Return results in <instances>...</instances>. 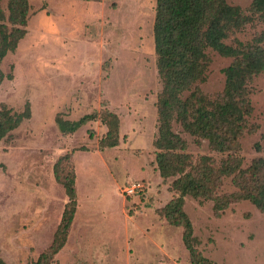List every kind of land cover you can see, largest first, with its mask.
I'll return each mask as SVG.
<instances>
[{"label":"rangeland","instance_id":"374dc122","mask_svg":"<svg viewBox=\"0 0 264 264\" xmlns=\"http://www.w3.org/2000/svg\"><path fill=\"white\" fill-rule=\"evenodd\" d=\"M28 1L27 34L2 62L12 78L0 86V109L22 113L29 104L31 118L0 142V257L5 264H35L52 246L69 204L55 167L70 155L59 173L75 172L77 211L55 264H192L183 228L161 216L176 196V178L164 181L155 163L164 89L154 40L157 0ZM253 1L228 0L251 22L227 44L259 42L264 49V17L252 15ZM9 3L0 0V22L8 25ZM208 56L204 80L193 88L215 100L227 89L225 70L235 59L214 50ZM247 95L252 110L239 139L243 169L264 157L258 150L264 148V72L248 81ZM106 112L118 117L116 148H103L109 127L100 117L71 134L57 122ZM173 131L194 162L204 155L217 165L227 159L181 123L174 121ZM233 178H223L220 196L238 192ZM214 205L186 198L198 251L214 264H264V213L241 201L217 217Z\"/></svg>","mask_w":264,"mask_h":264},{"label":"trees","instance_id":"16d2710c","mask_svg":"<svg viewBox=\"0 0 264 264\" xmlns=\"http://www.w3.org/2000/svg\"><path fill=\"white\" fill-rule=\"evenodd\" d=\"M9 2V25L0 22V86L7 78H12L5 75L2 62L25 38L30 10L28 0ZM250 12L264 17V0H254ZM244 15L240 7L230 5L228 0H157L154 40L158 73L164 89L158 102L159 135L155 141V163L164 181L176 178L171 188L176 196L161 211V216L169 225L183 228V242L192 264L214 263L196 247L193 224L185 211L187 197L214 201L217 217L231 204L241 201L251 202L264 213V157L255 159L248 169H243L239 143L246 131L245 119L252 110L247 99V83L264 72V49L259 42L227 44L237 30L251 22L250 17ZM210 50L235 59L225 70L227 89L215 100L205 99L198 88H193L204 80ZM186 92L191 94L184 97ZM99 117L109 127L103 148L118 147L120 132L115 114L95 113L78 121L58 119L57 122L63 134H71ZM30 118L29 104L22 113L3 105L0 109V142ZM174 121L181 123L198 142L207 140L213 151L226 154L227 159L217 165L212 157L204 155L194 162L193 156L187 153L186 142L173 131ZM258 150L264 152L261 146ZM65 161L70 162V155L63 157L55 169L56 179L63 184L69 204L52 246L39 256L35 264H55V257L65 246L77 211L75 172H67L65 176L59 173ZM232 175L238 192L220 196L218 190L223 178ZM0 264H5L1 257Z\"/></svg>","mask_w":264,"mask_h":264}]
</instances>
